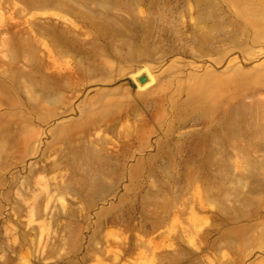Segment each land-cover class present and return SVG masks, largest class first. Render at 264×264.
Segmentation results:
<instances>
[{"label": "rangeland", "instance_id": "rangeland-1", "mask_svg": "<svg viewBox=\"0 0 264 264\" xmlns=\"http://www.w3.org/2000/svg\"><path fill=\"white\" fill-rule=\"evenodd\" d=\"M0 264H264V0H0Z\"/></svg>", "mask_w": 264, "mask_h": 264}, {"label": "water", "instance_id": "water-1", "mask_svg": "<svg viewBox=\"0 0 264 264\" xmlns=\"http://www.w3.org/2000/svg\"><path fill=\"white\" fill-rule=\"evenodd\" d=\"M147 80V77L146 76H142V77H140V81L141 82H145Z\"/></svg>", "mask_w": 264, "mask_h": 264}]
</instances>
